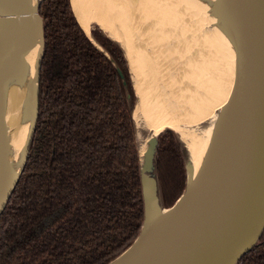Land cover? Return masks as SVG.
Returning <instances> with one entry per match:
<instances>
[{
    "label": "trees",
    "instance_id": "1",
    "mask_svg": "<svg viewBox=\"0 0 264 264\" xmlns=\"http://www.w3.org/2000/svg\"><path fill=\"white\" fill-rule=\"evenodd\" d=\"M44 50L35 130L0 214V264H107L144 220L141 164L125 51L98 24L97 44L71 0H40ZM189 150L158 134L162 205L186 186ZM237 264H264V230Z\"/></svg>",
    "mask_w": 264,
    "mask_h": 264
},
{
    "label": "water",
    "instance_id": "2",
    "mask_svg": "<svg viewBox=\"0 0 264 264\" xmlns=\"http://www.w3.org/2000/svg\"><path fill=\"white\" fill-rule=\"evenodd\" d=\"M39 2L34 9L23 8L19 0H0V58L5 43L21 56L28 35L42 33L37 110L44 50ZM222 2L240 31L242 63L220 140L215 150L208 152L193 182L188 170L192 161L189 152L186 186L171 205L164 207L156 167L157 136L156 146L149 150L154 158L157 191L144 181L141 165L144 220L133 241L107 264H237L264 230V0ZM7 97L8 88L0 80V214L25 164L37 120L36 111L20 143L23 163L1 203V166L6 159L9 164L15 158L12 144L8 143L7 150L5 144Z\"/></svg>",
    "mask_w": 264,
    "mask_h": 264
},
{
    "label": "bare ground",
    "instance_id": "3",
    "mask_svg": "<svg viewBox=\"0 0 264 264\" xmlns=\"http://www.w3.org/2000/svg\"><path fill=\"white\" fill-rule=\"evenodd\" d=\"M19 1L23 8L35 9L38 3V0ZM71 1L79 22L91 38L99 44L90 30L91 24L96 22L121 43L131 65L129 69L136 93L133 117L144 181L156 190L154 158L152 151L149 150L156 146V139L161 131L172 128L179 134L190 152L192 161L188 163V170L190 180L193 182L208 152L214 146L216 147L220 140L224 117L231 106L234 94L237 69L242 63L240 31L234 18L230 16L227 6L224 5L227 12L225 26L213 27L212 25L208 29L199 31L196 24L192 25L194 33L188 34L186 40V44L192 43V47L181 46L182 44L178 43L179 38H170V34L169 37L166 36L169 40H174V43L170 42L168 46L167 43H164L166 46L164 44L161 46L163 40L161 38L159 39L161 44H156L157 40L155 42L144 40L148 48H151L156 61L149 69L147 57L143 56L145 50L138 48L132 41L133 34H130L128 28L132 21L131 14L134 15L137 11L138 3L144 5L143 9H146L145 12L148 14L153 11V7L163 6L169 9V5H174V2L178 0ZM167 9L164 10L167 11ZM166 11L164 13L167 14L168 11ZM144 17L145 15L142 18L143 21L150 20L154 16L151 15L146 19ZM210 19L212 21L213 17ZM147 24L151 25L150 21ZM161 37L163 38L162 34ZM25 46V53L19 56L5 43L0 58L1 84L8 88L5 144L6 150L8 143L12 144V155L15 156L9 164L6 159L1 166L3 172L1 203L7 198L23 163L24 154L19 152L20 143L24 141V130L29 126L30 118H34L37 111L38 65L42 49L41 31L29 34ZM188 53H192L189 58ZM134 59L139 61V65L135 67L132 64ZM203 97L205 100L202 103Z\"/></svg>",
    "mask_w": 264,
    "mask_h": 264
},
{
    "label": "rangeland",
    "instance_id": "4",
    "mask_svg": "<svg viewBox=\"0 0 264 264\" xmlns=\"http://www.w3.org/2000/svg\"><path fill=\"white\" fill-rule=\"evenodd\" d=\"M140 4V5H139ZM142 3H138V5H137V11H135V13L136 12H139V13H134V15H135V17H134V15H132L131 14V22L129 23V29H130V34H133V35H131V37H132V41H133V43H135L136 44V46L138 47V48H140L141 50L143 49V50H145L144 51V53H143V56H144V58L145 57H147L146 59V61H147V67L149 68V69H151V64L152 63H154V62H156L155 61V57H154V54H153V52H151L152 50H151V48H148V44L146 43V41H154L155 42V40H157L156 41V44L158 43V44H161V40H159L160 38L161 39H163L162 40V44H161V46H163V44L164 43H167V46H168V44L171 42H173L174 43V40L173 41H171V40H169L168 39V35L170 34V38L172 37V38H179L178 40V43L181 45V46H185V47H187V46H191L192 47V43H188V44H186V40H187V38H188V34L190 35V34H193L194 33V28H193V26L192 25H195V26H197L198 27V30L199 31H202L203 29H208V28H210V27H212V25H213V27L214 26H223L224 25V23H225V19L227 18V12H226V10H225V8H224V2H222V0H178V1H176V2H174V5L173 4H171V5H169V9H167V8H165V7H163V6H160V7H162L161 9H160V7H153V11L152 12H150V13H146L145 12V10L146 9H143V7H144V5L142 4ZM191 5H194V6H192L191 7ZM196 5V6H195ZM155 6V5H154ZM138 7H139V9H138ZM159 11H158V10ZM164 9H167V11L166 10H163ZM143 11V12H142ZM161 11V12H160ZM167 12V14L166 13H164V12ZM170 11V12H169ZM159 12H160V14H159ZM143 13V14H142ZM207 13V14H206ZM139 14V15H138ZM161 14H164V15H161ZM165 14L167 15V16H165ZM171 14V15H170ZM136 15H138V17L136 16ZM140 15H141V17H140ZM145 15V17H144V19H146V18H148V17H151V15L152 16H154V17H152L150 20H142V18H143V16ZM158 15H159V18H158ZM170 15V16H169ZM209 15V16H208ZM164 16V17H163ZM160 17H162L161 19H163V20H161L160 19ZM169 17V18H168ZM213 17V19H212V21H211V19L210 18H212ZM137 18H139V19H137ZM158 18V19H157ZM207 18V19H206ZM209 18V19H208ZM140 19H141V21H140ZM154 19V20H153ZM219 19H221V21L219 20ZM139 22H138V21ZM161 22H160V21ZM149 21H150V24L151 25H149V24H147V23H149ZM221 23H220V22ZM160 22V23H159ZM139 23H141V24H139ZM146 23V24H145ZM158 25H157V24ZM97 23L96 22H93L92 24H91V28L94 26V25H96ZM162 25V27H160V25ZM136 25V26H135ZM142 25H144V26H147L146 28H144V26H142ZM155 25V26H154ZM165 27H164V26ZM138 26V27H137ZM157 26V27H156ZM225 26V25H224ZM133 27H135V28H133ZM137 28V29H136ZM139 28H140V30H139ZM144 28V29H143ZM165 30H164V29ZM193 28V29H192ZM131 29H133V30H131ZM134 29H136V30H134ZM145 29H147V31L145 30ZM157 29V30H156ZM168 29V30H167ZM91 30V29H90ZM139 30V31H138ZM145 30V31H144ZM153 30H154V34H153ZM157 32H156V31ZM158 30H160V31H158ZM162 30H163V33H162ZM106 31V30H105ZM133 33H132V32ZM140 31H141V33H140ZM150 31V32H149ZM164 31H165V33H164ZM168 33H167V32ZM107 32V31H106ZM149 32V33H148ZM152 32V33H151ZM108 33V32H107ZM144 33V34H143ZM159 33H160V35H159ZM146 34H147V36H146ZM149 34V35H148ZM153 34V35H152ZM161 34L163 35V38L161 37ZM165 34V35H164ZM157 35H158V37H157ZM168 37H167V36ZM152 36V37H151ZM157 37V38H154V37ZM151 39H150V38ZM165 37V38H164ZM134 39V40H133ZM164 39H165V41H164ZM144 40H146L145 42H144ZM183 42H182V41ZM160 41V42H159ZM137 42V43H136ZM181 42V43H180ZM141 44V45H140ZM142 45H143V47L145 48H143L142 47ZM165 46H166V44H164ZM179 45V46H180ZM187 45V46H186ZM142 47V48H141ZM147 48H148V50H147ZM178 50V49H177ZM194 51V50H193ZM180 52V51H179ZM152 53V54H151ZM193 53V52H192ZM192 53H188V55H187V57L189 58V57H191L192 56ZM191 54V55H190ZM153 59H152V58ZM127 58V57H126ZM153 60V61H152ZM127 61H128V59H127ZM133 65H134V67L135 66H137V65H139V61H136L135 59L133 60V63H132ZM128 66H130V68H131V65H129V62H128ZM129 71H130V69H129ZM131 75V74H130ZM132 79V78H131ZM133 83V82H132ZM133 88H134V86H133ZM145 93V92H144ZM134 94H135V100H136V93H135V90H134ZM135 100H134V102H135ZM203 100H205L204 99V97L202 98V100H201V102L203 103L204 101ZM170 129H172V128H170ZM175 133H176V131L174 130V129H172ZM176 135H177V137L181 140V138H180V136H179V134L178 133H176ZM182 141V140H181ZM183 142V141H182ZM185 143V142H184Z\"/></svg>",
    "mask_w": 264,
    "mask_h": 264
}]
</instances>
